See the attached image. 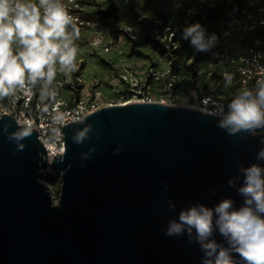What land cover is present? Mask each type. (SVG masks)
<instances>
[{
  "label": "water",
  "instance_id": "water-1",
  "mask_svg": "<svg viewBox=\"0 0 264 264\" xmlns=\"http://www.w3.org/2000/svg\"><path fill=\"white\" fill-rule=\"evenodd\" d=\"M217 120L190 107L134 102L68 124L65 154L51 162L62 178L54 204L42 180L49 159L37 131L18 151L2 130L24 125L4 114L0 264H201L198 244L165 235L167 221L189 202L213 207L231 197L239 207L242 197L228 180L241 163L264 165L256 160L260 136H230ZM86 124L93 126L90 138L74 144L75 130Z\"/></svg>",
  "mask_w": 264,
  "mask_h": 264
},
{
  "label": "built area",
  "instance_id": "built-area-1",
  "mask_svg": "<svg viewBox=\"0 0 264 264\" xmlns=\"http://www.w3.org/2000/svg\"><path fill=\"white\" fill-rule=\"evenodd\" d=\"M147 1H116L120 33L114 36L108 25L90 17L106 0H63L80 28L78 51L83 44L111 54V76L86 79L85 59L76 58L77 70L68 82L57 74L62 86L55 104H41L38 92L19 95L14 105L9 99L0 101V118L10 115L37 131L49 159L44 175L53 174L52 160L65 154L64 128L104 107L158 102L208 113L222 103L226 112L234 95L255 89L264 76V0H200L198 6L190 5L195 0H163L158 12L148 9ZM197 19L218 36L211 52L198 53L181 40L183 28ZM149 20L152 25L147 26ZM142 45L159 57L138 54ZM225 73L233 75L228 86ZM57 108L64 113L60 124L50 115Z\"/></svg>",
  "mask_w": 264,
  "mask_h": 264
},
{
  "label": "clouds",
  "instance_id": "clouds-1",
  "mask_svg": "<svg viewBox=\"0 0 264 264\" xmlns=\"http://www.w3.org/2000/svg\"><path fill=\"white\" fill-rule=\"evenodd\" d=\"M181 38L198 53L211 52L218 43V36L209 34L199 22L187 24ZM79 39L80 28L63 0H0V101L9 99L14 105L19 95L28 97L38 92L41 104H55L62 86L57 74L68 82L77 70ZM224 80L226 86L230 85L233 75L225 73ZM207 114L217 117V127L230 136H260L264 144V76L256 81L255 89L234 95L226 112L224 104L215 103ZM50 115L54 124L64 120L58 108ZM8 127L4 125L2 131L22 151V141L33 134L32 126L12 132ZM92 127L86 124L82 130L76 129L73 143L79 145L89 139ZM256 160L264 161V147L257 152ZM237 171L227 183L242 197L239 207L231 197L220 199L213 207L189 202L177 218L167 221L165 235L186 236L187 244H198L203 253L201 264H264V165L241 163ZM164 187L167 190V184ZM175 208L170 200L168 210ZM215 234L222 237V242Z\"/></svg>",
  "mask_w": 264,
  "mask_h": 264
},
{
  "label": "rangeland",
  "instance_id": "rangeland-1",
  "mask_svg": "<svg viewBox=\"0 0 264 264\" xmlns=\"http://www.w3.org/2000/svg\"><path fill=\"white\" fill-rule=\"evenodd\" d=\"M103 4V3H101ZM202 4L200 0H195L190 5L192 6H198ZM209 16H213V13L209 14ZM200 21L197 19L195 21ZM182 41H185L181 38ZM189 42V41H187ZM143 46V45H142ZM143 52L145 54L155 55L154 51H152L148 47L143 46ZM159 57V56H156ZM77 58H84L85 59V67L83 69V75L86 79L92 78V77H98L100 79L109 78L112 73V55L104 53L101 50H96L91 48L90 46L81 45L80 50L78 51ZM116 59V57H113ZM56 177L52 178L49 174H45L42 177V180L46 183L48 186V189L50 190L53 202L54 204L59 203L60 195H61V186H62V178L60 174L55 175Z\"/></svg>",
  "mask_w": 264,
  "mask_h": 264
},
{
  "label": "trees",
  "instance_id": "trees-1",
  "mask_svg": "<svg viewBox=\"0 0 264 264\" xmlns=\"http://www.w3.org/2000/svg\"><path fill=\"white\" fill-rule=\"evenodd\" d=\"M116 1L117 0H106L105 8H103V4H99V8L97 11L92 13L90 17L98 22H101L105 25H108L111 34L117 36L120 33L119 25H118V17L116 15ZM163 0H148L146 3V7L154 12H158L157 7ZM152 25L151 20L148 21L147 26ZM138 54L143 56H148L144 54L142 51H137ZM52 178L56 177L55 174H49Z\"/></svg>",
  "mask_w": 264,
  "mask_h": 264
},
{
  "label": "bare ground",
  "instance_id": "bare-ground-1",
  "mask_svg": "<svg viewBox=\"0 0 264 264\" xmlns=\"http://www.w3.org/2000/svg\"><path fill=\"white\" fill-rule=\"evenodd\" d=\"M128 103H131V102H128ZM127 104V103H126Z\"/></svg>",
  "mask_w": 264,
  "mask_h": 264
}]
</instances>
